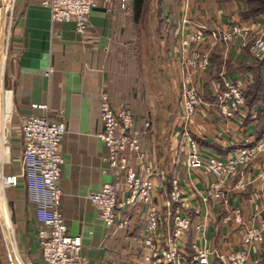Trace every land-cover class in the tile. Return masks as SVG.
I'll return each instance as SVG.
<instances>
[{"label": "crops", "instance_id": "obj_1", "mask_svg": "<svg viewBox=\"0 0 264 264\" xmlns=\"http://www.w3.org/2000/svg\"><path fill=\"white\" fill-rule=\"evenodd\" d=\"M237 2L238 0H233L234 9L231 8L229 11H226L223 4L220 5L217 14L225 16L233 13L231 17L238 21L237 11L245 8V2L243 1L244 4H241L240 8L236 6ZM160 5L163 7L161 10L163 14L169 13L174 7L170 5V0H161ZM175 7L171 11L173 14L179 13L180 16H184L188 12L191 19H188L191 24L188 25V29L202 27L206 31L209 30L205 21L193 18L195 14L192 9H188V4L182 2L181 7ZM202 12L205 18L213 20L211 23L214 22L213 9ZM261 19H264V14L258 18H250L248 23ZM2 26L1 21V31ZM140 29L133 21L132 0L125 9L120 8L119 0H100L99 6L90 14L89 28L83 36L75 32L73 22L51 24L48 8L41 6L38 0H15L11 16L8 42L10 63L7 70L10 90H4L10 98L9 111L11 112L12 100L20 122L30 111L32 103L46 104L47 114L51 119L56 118L60 112L63 114L66 132L60 144L64 164L57 181L62 192L59 208L64 217L67 233L81 238V252L87 258L86 264H144L141 259L144 233L141 207L132 210L127 229L112 231L101 222L96 208L87 198L88 193L99 190L104 183L115 177L103 160L107 150L98 136L101 130L99 95L104 90L114 107L126 105L130 109L131 98L139 97L136 88L138 76L130 77L131 71L128 69L133 66L130 56L139 45L137 35ZM49 66L52 70L45 75V70ZM3 81H0V91L4 87ZM131 111L133 112L132 109ZM140 114L143 115V119L134 114L137 127H142L143 120L147 118L146 113L141 111ZM205 117L206 114L203 118L206 119ZM206 120L208 121L203 120V124L201 122L197 124L199 129L191 125L189 129L199 144L216 153L229 145L228 131L237 130L235 132L237 138H242L243 135L249 136L248 133L255 126V122H251L247 127L226 122L229 125H226L227 130L224 133L223 123L218 122L220 119H215V116L210 119L207 116ZM157 135L158 130L150 123L140 142L148 162L155 168L158 166L160 171L161 180L154 183L152 195L162 207L164 189H169L170 177L175 167V142L170 130L168 150L165 151L166 154H158ZM19 138L17 140L11 136L8 138L7 160L11 155L20 159L23 144L21 135ZM1 144L0 134V155ZM181 158L184 163L185 155ZM182 171L180 174L182 196L187 200V208L184 211L194 220V217L204 215L205 206H202L194 194L189 196V191L191 188L202 189L211 178L198 169ZM244 172L245 175L253 176L259 172V168L251 164L247 169L244 168ZM256 188L254 185L244 192L227 190L229 203L239 206L246 218H251L264 206V189ZM13 193L14 196L9 198V202L13 208L14 242L11 232L9 233L5 227L11 257L19 261L20 257L26 263L44 264L37 239V230L41 223L37 219L36 205L28 197L24 179L19 181ZM3 194L6 195L5 191ZM3 194L0 189V203L3 201ZM213 202L208 208L211 221L207 226V237L220 249L228 244L235 246L239 236L237 226L232 221L230 213L222 211L219 201L215 199ZM5 210V207H0V214ZM261 215L264 216V210L260 212L259 216ZM182 247L189 252L188 241L185 245L182 244ZM211 264L218 263L215 261Z\"/></svg>", "mask_w": 264, "mask_h": 264}, {"label": "built area", "instance_id": "obj_2", "mask_svg": "<svg viewBox=\"0 0 264 264\" xmlns=\"http://www.w3.org/2000/svg\"><path fill=\"white\" fill-rule=\"evenodd\" d=\"M99 1L38 0L41 6L48 8L51 24L73 22L75 32L80 36L88 30L90 14L99 6ZM129 1L119 0L120 8L125 9ZM14 3L15 0H0V18L3 11L4 20L9 14V24ZM262 20L264 21L261 19L247 24L234 21L231 23V31L223 38L228 40L235 34L247 35L259 26ZM210 33L215 36L214 32ZM205 34L204 28L199 27L184 34L180 44L188 53L192 44L196 43L197 46ZM251 47L257 55L262 54L264 36L256 38ZM199 53V49L193 51L190 64L197 63L199 69L203 70L208 65L207 57L205 54L203 59H197ZM51 70L52 67L49 66L45 75ZM185 76V80H182L184 131H181L178 151L184 152L186 170H202L214 178L201 191V200L207 202L209 198L224 199L225 210L230 212L232 221L237 226L240 247L222 251L215 247L197 249L202 246L193 244L195 253L192 257L184 251L181 242L189 229L191 219L183 211L187 202L182 196L180 180L175 174L171 175L170 187L164 189L161 207L152 195L154 183L161 180V174L148 162L140 142L149 121H145L142 127H137L131 109L126 105L114 107L104 90L99 95L101 130L98 136L107 150L103 160L115 177L104 183L99 190L88 193L87 198L96 208L101 222L112 231L127 229L132 210L141 207L144 220L141 259L144 264H209L211 258L219 260L222 264H248L250 257L258 256L260 245L264 241V216H259L264 206L251 218H246L239 206L229 205L222 189L230 179L239 174L241 165L264 151V135L258 143L235 148L227 158H221L210 150L200 148L187 130V124L198 112L201 99L197 88L192 84L190 74L187 72ZM212 95L216 98V106L223 119H231L240 124L247 109L243 87L237 79L224 77L223 87H216ZM47 110L46 104H30V111L23 116L20 125L23 144L20 157L21 172H0V185L4 191L18 185L21 178L24 179L28 197L36 205L37 219L41 223L37 230V239L44 264H86L87 258L81 252V238L67 233L59 208L62 192L57 181L64 164L60 144L66 132L65 120L61 112L56 118H49ZM236 114H241L242 117ZM179 157L178 153L176 164L179 163ZM257 176L264 179L263 172L257 173L254 180ZM252 181L253 179H245L244 175H240L233 188L243 191ZM204 227V223H198L195 229L204 236L201 241L206 242L208 239L202 232ZM7 256L9 264H14L9 250ZM20 260L22 264H31L21 258Z\"/></svg>", "mask_w": 264, "mask_h": 264}, {"label": "rangeland", "instance_id": "obj_3", "mask_svg": "<svg viewBox=\"0 0 264 264\" xmlns=\"http://www.w3.org/2000/svg\"><path fill=\"white\" fill-rule=\"evenodd\" d=\"M243 1L245 2V8L238 9L237 15L239 19L238 21H236L231 17L233 13L227 14L225 16H219L217 14V11H220L219 6L222 4L224 5L226 11L234 9L233 0H170V5L174 6L172 7V9L176 8L175 6L181 7L182 2L188 4V9H192L195 14L193 18L205 21V23H207V28L209 29L207 31L204 29L206 31L205 36L200 40L197 46L196 43H193L187 53L186 48H183L180 44L181 37L184 34L195 30L191 27L188 29V25L190 24L188 21V19H190L188 16V12L187 15L180 16L179 13L173 14L171 12V9V13L169 12L167 14H163V11H161L163 7L160 5L161 0H144L141 14L136 23L141 28L140 32H138L137 35L139 38V45H137L135 51H133L132 55L130 56V62L133 64V66H130V68L128 69L129 71H131L130 77L135 75L138 76L139 80V82H136V88H138L140 95L139 97L134 96L131 98V109L133 110V117L135 114V116H138V118L143 119V115L141 116L140 112L142 111L144 112V114L146 113L147 118L143 120V123L145 121H149V125L150 123H152L155 126V129L158 130V135L156 138V152L158 154H166L165 151L168 150V134L171 130V134L175 142V167L172 174H175L179 178V180L181 179V170H186L181 158L184 155V152L181 150L180 153V151H178V147L180 145V135L184 131V117L182 108V80H185V75L187 74V72L190 74L192 84L195 86V88H197V91L200 95L199 98L201 99V102L198 106V112H196L190 118L191 120H189L187 124V130L189 132V125L199 129V126H197V124L199 125L200 122L203 124V120L204 122L208 121L206 120L207 116L210 117V119L214 116L215 119H220L218 122L223 123V128H225L223 129V132L227 130L226 125H229L232 122L236 123V121L231 119L227 121L223 119V116H221L218 112L216 106V98L212 95V92L216 89V87H223L224 77L229 76L231 78H236L239 84L243 87V90H245L248 84L252 83L255 80L256 75H259L262 79L261 81L264 83V52L260 55H257L254 51H252L251 47L256 38L264 36V21L262 20L261 24L255 27L253 30L249 31L247 35L235 34L231 37V39L228 40H224L223 38L224 35L228 34L231 31L232 22L235 21L241 24L248 23L249 19H242L239 15L241 11H244L247 8L246 1L238 0L236 6L240 8V6H242L241 4H244ZM211 9H213L215 12L214 22L212 23L211 21L213 20H208L207 18H205L202 12L203 10L208 12L211 11ZM211 13H209V15H211ZM262 14L257 15L256 18H258ZM10 25L11 24H9L8 14L4 20V24L2 26V36L0 37L3 52V72L1 71L0 81H3L4 78V81L2 82L4 83V87L0 91V134L2 137L3 147H1L2 154L0 155V172H3L4 174L21 172L20 159L13 158L11 155L10 159L7 160L8 155L4 149V147L8 146L7 141L10 136L16 140L20 139L19 137L21 125L20 118L19 116H17L13 107L12 100L11 112L9 111L10 98L6 92L10 90L7 78V70L10 63L8 48ZM210 31L214 32L215 36L212 35ZM196 49L200 50L197 59H203V55L206 54L208 65L203 70L199 69L200 67L197 63L195 65L190 64L191 55ZM4 90H6L5 93ZM247 113L248 112L245 111L243 120ZM205 114L206 119L203 118ZM236 115L242 117L241 114ZM243 120H241L240 124L243 123ZM226 122L229 124H227ZM148 128H146L145 130H147ZM236 131L230 130L227 132L229 135L228 139H230V143L224 148V150L221 149L223 151H219L218 153L211 150L210 151L221 158H227L235 148L245 147L249 144L258 143L263 137L262 135L255 142H252L250 136L243 135L244 138H237V135L235 134ZM245 139L247 141H245ZM199 146L202 149H206L201 144H199ZM178 153L180 154L179 163L176 164ZM251 164L254 165V167L256 165V167L259 168L258 173H264V151L259 152L249 162L241 165L239 174L235 178L230 179L227 186L222 189L224 196L227 197V190H237L233 188V186L240 175H244L245 179H253V181L248 184L245 190L237 191L244 192L254 185L257 186L256 190L264 189V179L257 176V178L254 180V176H256V174H254L253 176L245 175L244 168L247 169L249 166H251ZM156 169L158 170V166ZM204 173L208 174L206 172ZM210 178L211 179L209 180V182L205 184L202 189L197 188V190H194V188H191V191H189V196H192V194H194L200 201L202 206H205L204 215H198L197 217H194V220L192 219L190 214L187 213L191 219V222L181 244L185 245V243H187L188 241L190 249L189 252L186 251L185 248L183 249L190 257H192L195 253L193 244H196V246L197 244H199V246H202L197 247V249H208V247L212 249L213 247H215L216 249L222 251L230 250L233 248L238 249V247H240L239 236L238 241L236 242L237 244L235 246H231L230 244H228V246H224L223 249H220L218 245L214 244L207 237V226L211 221L208 214V208L210 205H213V200H215V198H209L207 202H203L201 200V191H203L204 188L213 181L214 178H212L211 176ZM20 180L22 181L23 179L21 178ZM15 189L16 186L11 187V189H5L4 191L6 195L4 196L2 203H0V207H5L6 209L2 214H0V264H9L7 256L9 246L5 237V227H10L11 237L13 238V240L15 237L13 228V208L11 207V203L9 202V198L14 196L13 191ZM4 191L2 190V192ZM217 201H219V206L222 211L225 210L224 199H217ZM185 202H187L186 199ZM229 205L231 204L229 203ZM186 208H184L183 211ZM198 223H204L205 225L202 232L208 239L206 242L201 241V238H203L204 236H201V234L197 232L198 230L195 229V226ZM263 245L264 241L260 245L258 256H253V258L250 257L248 264H256L262 260V258L264 257ZM215 261L218 264H222L215 258H211L209 264Z\"/></svg>", "mask_w": 264, "mask_h": 264}, {"label": "trees", "instance_id": "obj_4", "mask_svg": "<svg viewBox=\"0 0 264 264\" xmlns=\"http://www.w3.org/2000/svg\"><path fill=\"white\" fill-rule=\"evenodd\" d=\"M247 8L240 12L242 19L254 18L264 13V0H245ZM144 0H132L133 21L137 23ZM259 75L255 76V80L248 84L243 94L248 107V113L243 120V126L247 127L251 122H255L254 129L248 133L251 141L255 142L264 135V83ZM256 264H264V257Z\"/></svg>", "mask_w": 264, "mask_h": 264}, {"label": "bare ground", "instance_id": "obj_5", "mask_svg": "<svg viewBox=\"0 0 264 264\" xmlns=\"http://www.w3.org/2000/svg\"><path fill=\"white\" fill-rule=\"evenodd\" d=\"M1 21H2V23L4 24V11L2 12V16H1V18H0V28H1ZM1 31V30H0ZM2 32V31H1ZM0 37H1V34H0ZM2 67H3V52H2V47H1V41H0V73H1V71L3 70L2 69ZM3 72V71H2ZM1 147H2V144H1ZM3 148V147H2ZM4 149H5V151H6V153H7V155H8V148L7 147H4ZM0 189L2 190V188H1V185H0ZM2 194H3V192H2ZM2 199H4V195H3V197H2ZM2 203V202H1ZM2 208V207H1ZM8 228V231H9V233L11 232V229H10V227H7ZM13 242H14V240H13ZM14 247H15V244H14ZM9 250H10V255H11V249L9 248ZM18 255V254H17ZM18 257H19V255H18ZM12 258V257H11ZM20 259V258H19ZM13 262H14V264H22V262H21V260L19 261L17 258H14L13 259Z\"/></svg>", "mask_w": 264, "mask_h": 264}]
</instances>
